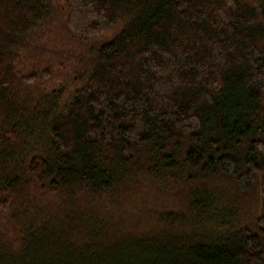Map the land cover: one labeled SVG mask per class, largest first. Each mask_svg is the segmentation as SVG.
I'll return each mask as SVG.
<instances>
[{
  "label": "trees",
  "instance_id": "1",
  "mask_svg": "<svg viewBox=\"0 0 264 264\" xmlns=\"http://www.w3.org/2000/svg\"><path fill=\"white\" fill-rule=\"evenodd\" d=\"M0 264H264V0H0Z\"/></svg>",
  "mask_w": 264,
  "mask_h": 264
}]
</instances>
